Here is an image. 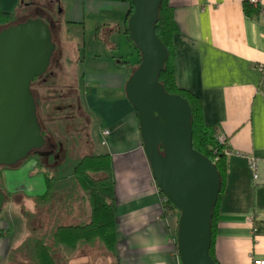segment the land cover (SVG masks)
<instances>
[{"label": "crops", "instance_id": "0c3cea01", "mask_svg": "<svg viewBox=\"0 0 264 264\" xmlns=\"http://www.w3.org/2000/svg\"><path fill=\"white\" fill-rule=\"evenodd\" d=\"M169 2L179 26L173 38L176 81L199 96L205 121L227 137L215 256L218 264H253L255 258L264 259V18L244 0ZM128 7V0H72L65 16L66 23L78 26L77 39L55 33L58 57L68 58L78 73L82 67L84 101L77 89L76 105L64 111L47 104L43 115L73 114L79 106L81 114L97 122V130H88L89 150L107 152L112 160L115 264H182L174 240L176 212L162 209L137 112L125 94L134 64L117 52L120 39L129 43L124 32ZM60 20L61 27L65 18ZM80 41L83 55L73 50L81 49ZM33 170V193H42L43 176Z\"/></svg>", "mask_w": 264, "mask_h": 264}, {"label": "water", "instance_id": "95a60500", "mask_svg": "<svg viewBox=\"0 0 264 264\" xmlns=\"http://www.w3.org/2000/svg\"><path fill=\"white\" fill-rule=\"evenodd\" d=\"M130 2L127 29L140 61L126 80V98L137 112L155 182L179 210L176 244L182 264H216L209 246L220 176L214 161L192 145L187 99L166 91L158 78L168 55L154 29L161 0ZM55 47L50 25L39 16L0 29V165L15 164L45 144L30 83L45 73ZM4 201L0 188V209Z\"/></svg>", "mask_w": 264, "mask_h": 264}, {"label": "trees", "instance_id": "16d2710c", "mask_svg": "<svg viewBox=\"0 0 264 264\" xmlns=\"http://www.w3.org/2000/svg\"><path fill=\"white\" fill-rule=\"evenodd\" d=\"M128 1L129 7L124 23V32L129 39V43L138 51V58L136 63L130 68L128 72L129 76L140 61V54L127 29V19L133 8L130 0ZM245 8L247 12L250 9V6L246 2ZM15 13V8L7 10L2 7L0 2V29L11 23H15L13 22L16 20ZM154 29L168 51L167 58L158 78L166 91L181 94L187 99L191 109L192 145L203 155L214 161L220 176V191L212 209L211 240L209 246V254L213 257L216 264H218L214 245L219 214V200L227 176V153L225 151L228 145L227 137L224 138L223 142L219 140L220 133H218L217 128L207 123L204 119L203 104L199 96L192 90L178 85L176 81V50L173 38L179 30V26L174 17L173 6L169 0H161ZM57 50L58 48H56ZM60 60L62 59H59L58 54L53 59L51 58L50 65L47 68V70H50L49 68L52 67L50 70L52 71L51 74L55 73L54 66H57V62ZM52 64L53 66H51ZM48 97L49 99L54 98V96ZM38 105L39 103L37 104V114L42 128L41 131L46 138V142L49 144L44 149L40 147L42 148L41 151L38 148L32 149L27 157L21 160L33 159L35 168L43 176L45 187L42 193L30 194L22 192L33 200V217L31 215L33 226L29 223L28 217H26L31 233L26 235L20 244L13 246L14 249H10L9 254H7L8 258L11 259L13 264H57L56 253L60 248L76 251L85 247L91 248L95 245L102 247L106 253H110L112 257H115L117 205L110 154L107 152L95 153L91 149H88V153L80 154L79 152L75 154V157L68 155L66 161H62L63 163L58 160H51V157L56 158L59 148L62 152L65 151L66 153L68 146H64V142L55 135L56 128L54 125H50V121L53 122L58 117L44 116L39 108L40 105L39 107ZM71 106H69V109ZM69 109L65 110L61 108L64 111H68ZM81 111L83 112V109L78 106L75 109V113H66L63 117L65 124L70 123L72 126L76 122L75 120L84 115L79 114ZM86 118L88 120L87 115ZM86 137L90 139L89 135ZM17 163L0 165V167L17 169L21 164ZM66 168L67 170H65ZM57 171H62L63 173H57ZM0 188L5 193V199L14 193L8 189L1 171ZM18 192L15 191V193ZM16 198L20 200L19 197L16 196ZM166 204L175 208L178 222L179 210L171 204L167 196ZM43 210L47 215L46 219L41 220L40 218L37 222L38 218H34V213H41ZM37 224L38 226H36ZM176 230L177 226L175 227ZM1 232L2 234L4 233L0 228V234Z\"/></svg>", "mask_w": 264, "mask_h": 264}, {"label": "rangeland", "instance_id": "374dc122", "mask_svg": "<svg viewBox=\"0 0 264 264\" xmlns=\"http://www.w3.org/2000/svg\"><path fill=\"white\" fill-rule=\"evenodd\" d=\"M0 2L2 3V7L7 10H12L14 8L16 9V20L13 21L15 23L23 21L28 17H35L39 15V17H42L43 19H45V21H47V23L50 25L51 31H53V41L57 46L55 47V53L53 54L52 59L60 53L59 49L56 51V48H58L59 45V43L56 41V33H58L61 38L65 37L74 40L77 39V31H79L78 26L71 23H66L68 16H65L68 15L67 9L69 11L72 0H62L61 4L58 3L57 5H55V0H0ZM123 6H126V4H124ZM54 9L58 12L56 16L58 24L59 21L62 22L60 20L62 17L65 18L63 26L61 27L58 26V24H55L53 19L49 17ZM64 9H66L65 14H63ZM119 42L120 48L118 49L117 53H121L123 56H126L128 58L127 61L135 64L138 58V51L136 50V48L134 46H131L128 43L127 39H120ZM79 44L81 49H77L76 47H74L73 50L77 54L78 50H80L81 55H83L84 44L82 41H80ZM62 46L64 45L62 44ZM103 53H105V51ZM64 59L65 62L64 60H60L62 62L59 61L57 62V66H54V74H51V67L49 68L50 70H46L45 73L41 75H36L35 79L31 80V92L35 98V102L37 99V102L40 105V107L39 105L38 107L43 113L48 109V107H50L47 104H51L55 109L64 108L65 110L69 109V106L72 104L76 105L78 95L77 89H79L80 93L83 95L80 97V102L82 103L84 101V94L82 91L83 86L81 82L82 78L80 74L82 67H80L79 65L78 73V71H76L77 69H74V67H72V69L70 68V60L65 57ZM64 64L66 65L65 67ZM51 66H53V64ZM72 66L77 67V65L75 64ZM33 92L35 93V95ZM48 96H54V98L49 99ZM47 100H50L51 102L48 101V103H46ZM51 109L52 108L49 109L50 112ZM79 114L83 115L81 113ZM64 115L66 114H57V116L55 117L58 118L56 120H53V122L50 121V125H54V127L56 128L55 135H57V137H59V139L64 142V146H68V148L66 149V153L65 151L62 152L59 148V153H56V158L51 157V160H58L59 162L66 161V157L68 155L71 157H75V154L79 152L80 154L88 153L89 151L87 150L90 147L89 139L86 137L90 133V131L88 130H90V127H92V130H97L96 127H98L95 118H92L90 120L89 116L87 115L90 121L89 124L85 114L82 117L78 118V120H75L76 122L73 123L72 126L70 125V123L65 124V120L63 119ZM48 144L49 143L45 141V144L42 146V148L44 149V147ZM42 148H38V150L41 151ZM226 149L227 148H225V150ZM17 164H20V167L17 169L0 167V171L2 175H4L8 189L14 192L12 195L8 196V198L5 199L0 209V228L4 232L3 234L2 232L0 234V264H13L11 259L8 258L7 254H9L11 248L14 249L13 246L20 244L21 241L25 239L26 235L31 233V229L29 228L30 226H28L26 217H28L29 223L33 226V218H31V215L33 217V200L25 196V194H23L22 192L33 194V172H36L35 170H33V166L35 167V162L33 161V159H29L18 161ZM65 170H67V168ZM58 172L63 173L62 171H57V173ZM15 191L19 192L15 193ZM16 196L19 197L20 200H18ZM160 201L162 209L167 214L176 212L177 215V211L175 210V208L169 204H166V196L161 192V190ZM34 214V218H38L37 222L40 218L41 220H45L47 216L44 210L41 213L37 212ZM36 226H38V224ZM174 240L176 242V238ZM85 248H82L80 250L78 249L76 251H69L66 248H60V250L56 253L58 261L57 264H113L114 258L115 260H117L116 256L112 257L110 253H106L105 250L98 245H95L91 248Z\"/></svg>", "mask_w": 264, "mask_h": 264}, {"label": "built area", "instance_id": "2783aa9c", "mask_svg": "<svg viewBox=\"0 0 264 264\" xmlns=\"http://www.w3.org/2000/svg\"><path fill=\"white\" fill-rule=\"evenodd\" d=\"M244 1L249 2L253 7H255L258 10V12L261 13L262 17L264 18V5L261 0H244ZM224 138H225L224 134L219 135V140H221L222 142ZM225 151L228 153L227 149ZM253 264H264V259L255 258L253 260Z\"/></svg>", "mask_w": 264, "mask_h": 264}, {"label": "flooded vegetation", "instance_id": "af4514ba", "mask_svg": "<svg viewBox=\"0 0 264 264\" xmlns=\"http://www.w3.org/2000/svg\"><path fill=\"white\" fill-rule=\"evenodd\" d=\"M56 2H55V5H57L58 3L60 4V1L59 0H55ZM29 2H31V1H29ZM25 3V2H24ZM57 14H58V12H57V10H55L54 9V11L51 13V19H53V21L56 23V24H58V20H56V16H57ZM31 17H33V16H31ZM51 73H52V71H51ZM32 82V81H31Z\"/></svg>", "mask_w": 264, "mask_h": 264}]
</instances>
